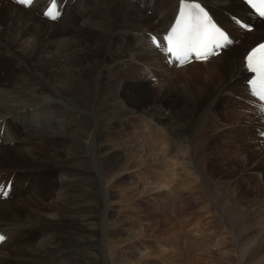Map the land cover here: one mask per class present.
I'll use <instances>...</instances> for the list:
<instances>
[{
  "label": "bare ground",
  "instance_id": "6f19581e",
  "mask_svg": "<svg viewBox=\"0 0 264 264\" xmlns=\"http://www.w3.org/2000/svg\"><path fill=\"white\" fill-rule=\"evenodd\" d=\"M199 1L209 9L211 15L217 20L218 18L223 19V14L227 13L231 17H238L246 24L245 27L248 26L250 30L254 29L253 31L256 32L258 30L257 27H259L261 30L260 33L251 39H247L244 43L245 47L249 43L255 42L254 45L244 51L241 61H236L235 56L230 53L228 57L233 56L230 59L231 61L228 60L230 63L225 64V62H221L216 64L214 62L209 66H205L217 59L216 57H220V54L217 53V56H210L207 60L191 59L188 63L179 65L175 60L167 61L168 53L166 54L163 48L154 47L149 43L151 36L158 38V42H163L162 37L167 34L168 27L176 17L175 14L181 6V0H56V9L60 12L59 21L52 20L45 15V12L52 5L53 0H34L28 6L19 4L17 0H0V56L3 55V57L9 58L13 62H10V65L13 68L19 69V76L14 79L16 83L13 87L5 86L0 80V130H2L1 135H3V138L0 137V189L8 192L5 196L0 191V213L4 215L13 214L14 211L12 208L14 206H21V204L29 208L34 207L32 204L35 201L34 199L37 198L29 197L33 192L28 196L26 195L31 189L35 190L41 178L40 174L44 177L42 169L55 166L63 172L59 176V179L63 180L62 183L57 187L51 188L53 189V196L51 197L53 199L49 201L52 205L47 207L45 212H39L38 216L36 213H32L33 215L26 214L23 217L11 215L10 218H0V236L5 238L0 242V248L6 242L17 243L19 239L18 235L22 231L24 235V230L40 227L39 219H43L42 217L48 221L47 226L50 225L55 232L57 231L55 226L59 224L60 220L69 222V219H75L78 213L74 209L66 211V201L60 200L64 198L61 197L65 192L63 186H71L73 183H76L78 187H81L86 183L80 185V180L88 182L89 179L94 180V178H97V186L100 187L99 183L103 179L101 177L105 169L103 167L104 163H110L114 169L121 160L127 161L129 156H131L129 155L132 152L130 147L123 154H119L117 153L119 152L117 147L112 146L111 135L113 133L119 134L117 133L119 130L115 129L114 122L117 119L118 122L134 114L132 112L134 110L127 108L126 105L130 107L133 104L131 107H135L142 101L145 104H150L153 93L152 89H150L149 79L142 76L137 78V82L126 81L122 85L119 83L120 85L118 86L112 83L110 77L104 76L105 81H101L100 83L101 68L103 67L101 60L103 61V56L104 59L106 58L108 51L113 50L115 53V56L106 67L108 72L109 69L114 71V67L120 62L124 64V70H128L139 61L143 63L142 67L144 69H141L142 73L149 67H153V70H155L154 75L156 76L160 70L168 71L169 69H175L170 66L182 67L181 69H175L176 71L174 72L177 74H180L184 69H189V71L193 69L191 74L194 80L200 82L199 89L192 91L186 87L187 84L185 83L180 89L184 93V98L193 105L196 104L200 96L206 94L205 97H207L208 104H206V108L203 111L201 110L205 118H211L213 113L217 111L218 104H220L219 107H221L222 113L227 117L226 121L229 122L232 119L234 122H241L243 127L252 125L246 122H251L252 120L259 121L261 125L260 130L264 132V110L262 106L257 104L252 92L247 88V79L250 77V73L245 66L244 60L246 53L264 40L259 39L261 35L264 36V18L257 17L253 14L244 0ZM41 9L42 14L39 15L38 11ZM251 14L254 16H251ZM253 17L257 23L255 28L251 26L254 25L251 21ZM62 18H70L69 21L62 23L61 26L65 32H72L71 38L73 42H66L61 34V37L59 36L58 39H51L43 45L38 44L37 35L42 34V32L38 31L43 24H48L47 20L59 23ZM66 19L64 20L66 21ZM223 21L226 22L225 20ZM224 24L227 28H230L231 31H227H229L230 39H233V41L242 35L243 41L246 36L250 35L249 33H242V28L234 22ZM70 25H72L71 28L69 27ZM92 35L95 38L91 37ZM125 40L130 45V51L127 47H124ZM234 48L236 49V47ZM23 57L29 59V66L26 64V60H23ZM200 63L206 64L201 65ZM39 66H42V68L48 66V68L45 71H41L38 68ZM199 66L202 69H199ZM219 66L225 70L224 73L218 69ZM5 73L10 75V72ZM207 79L211 83L214 80V86L209 90L210 92L206 91L202 93V88L208 84L205 83ZM19 80L20 82L18 83L17 81ZM94 80L96 81V85L98 84L100 86L102 84V89H105L101 95H97L94 92V88L97 87L93 84ZM243 81L244 85L242 84ZM33 84L36 85L34 88L32 87L34 90H30V92L22 91ZM36 88L39 89V92ZM164 93L165 95L163 97H166L167 93ZM149 106L142 107L140 110L144 111ZM185 106L186 103L183 104V109ZM50 110L56 117L60 116L61 120L53 121L54 118L52 120L48 118L46 122L44 121L45 123H39L41 119H38V116L40 118V116H43ZM183 111H178V115L182 118L186 113V111ZM149 112L150 114L148 116L152 120L161 123L163 130L168 132H166L167 134L172 133V136L176 137L182 133L183 127L178 126L180 122L177 125L178 127H176V124L172 123L169 117L170 114L167 112L156 109L148 111L147 113ZM144 113L146 112L144 111ZM34 117L37 119L35 120ZM33 119L34 122L32 121ZM35 122L39 124H35ZM217 125L215 124V126ZM107 129L109 131L111 130L112 133L110 132L108 136H105L107 133H104L103 138L102 134ZM221 132L224 133V131ZM9 137L10 139H8ZM156 137L154 139L151 138L156 143L153 141L150 149L158 151L157 149H160L159 147L164 142L158 136ZM222 138L224 139V137ZM162 153L163 157L165 156L164 154H167L165 152ZM186 153L188 154V152ZM9 155L17 156L18 161L20 159L21 162L19 161L17 166L5 165L3 161ZM29 164L30 166H28ZM51 164L52 166H50ZM78 167L82 171H77ZM110 171L112 172L111 168ZM75 178L78 180L77 182L74 180ZM55 183V181L48 182L49 185H54ZM81 190H72L76 194V198L71 202L75 205L78 204L79 197L83 196L84 198L86 196L82 195ZM85 194H88V192H85ZM20 196H22V199L13 201L14 199L17 200ZM56 196H59L58 200L55 199ZM25 197L28 198L23 199ZM49 210H55L54 215L56 216V213H61V216L53 217L49 214ZM106 213L105 207L103 209V206L99 212L92 213L93 222H100L97 228L98 239L94 243H79L75 235L67 237L64 234L63 236H54L42 233L40 236L34 237L32 242L29 240L27 242L25 241L26 244L23 247L28 249L30 254H36V257L48 258L50 255H63L67 259L64 264H79V259L83 262L86 258H84L85 255L91 256L90 254L95 253L96 250L103 252L102 248L104 247L106 233H104V228L101 225L105 220ZM67 214L70 215L69 218ZM232 214L233 225L237 229H240L242 222L240 223L239 216L235 211H232ZM87 216L88 214H86ZM92 233H95V231ZM132 233L135 234L136 232L134 231ZM118 234L117 232H112L111 236L117 240ZM46 236L49 240H47ZM107 236V238L110 237L109 234ZM63 237H66V239H63ZM61 239L64 241H61ZM21 245H14L15 248H13L14 252L12 255L14 254L15 256L19 252H22ZM79 251H81V254ZM4 254L10 255L7 252ZM80 255L81 257H79ZM112 256L113 258L115 257L113 254ZM119 259L121 260V258ZM95 260L97 261V259ZM0 261L3 260L0 259ZM61 261L63 262L64 260ZM110 263L112 262L110 261Z\"/></svg>",
  "mask_w": 264,
  "mask_h": 264
},
{
  "label": "rangeland",
  "instance_id": "374dc122",
  "mask_svg": "<svg viewBox=\"0 0 264 264\" xmlns=\"http://www.w3.org/2000/svg\"><path fill=\"white\" fill-rule=\"evenodd\" d=\"M38 14H42V9L38 11ZM251 16L254 15L251 14ZM58 19L56 20L59 21ZM64 19L66 18H62L59 23L47 20V23H50V25L43 24L38 31L42 32V34L37 35L38 44L43 45L51 39H58L59 36L61 37V34L66 42H73L71 38L72 32H65L61 26L62 23L69 21L70 18H67L66 21ZM218 20L226 30L231 31L224 24L233 22L231 16L224 13L223 19L218 18ZM251 21L254 24L251 26L255 28L257 24L255 18L253 17ZM69 27L71 28L72 25ZM44 28L45 30H43ZM257 29L256 32L253 31L254 29H242V33L245 32L250 35L246 36L243 41V35H240L241 37L238 39L235 38V41L229 43L222 50L223 52L218 53L220 57H216L217 59L212 63H208V65H205L206 63L200 64L205 66H209L214 62L216 64L221 62L228 64L233 56H235L236 61H241L244 51L254 45L255 42L249 43L245 47L244 43L247 39H251L260 33L259 27ZM91 37H94V35ZM259 39L263 40L264 36L261 35ZM124 47H127L129 51L131 50L127 40L124 41ZM232 47H236V49L232 50ZM230 53L233 54L232 57H228ZM114 56L113 50L106 53L105 59L103 56V61L101 60L103 67L101 68L100 83L101 81H105L104 76L110 77L112 83L117 84V86L122 85L126 81L137 82V78L142 76L149 79L150 89H152L153 93L150 104H145L143 101L135 107H131L133 104L130 107L125 104L127 108L134 110L132 111L134 114L118 122L117 119L114 122L115 129L119 130L117 132L119 134L113 133L111 135V144L117 147L119 152H116L119 154H123L130 147L132 152L129 155L131 156L128 155L127 161L121 160L114 169L110 163L107 164V160V163H104L103 166L105 169L101 177L103 179L99 183L100 187L97 186V178H94V180L89 179L88 182L80 180V185L86 183L81 186L82 188L78 187L76 183H73L71 186L64 185L65 192L61 196L64 198L60 200L66 201V211L74 209L78 213L75 219H69V222L60 220L59 224L55 226V229L59 232H55L50 225L47 226L48 221L44 220V217H42L43 219H39L40 227L26 229L24 230V235L23 231L22 233L18 231L19 239L15 244H22V252L14 256L12 253L14 252L13 248H15V244L10 242L4 243L2 248H0V253L3 254L0 257L3 260L0 261V264L66 263L67 259L63 255H50L48 258L36 257V254H30V251L24 248L23 245L28 240L32 242L34 237L40 236L42 233L54 236H63L64 234L67 237L75 235L79 243H94L98 239L97 228L100 222H93L92 213L99 212L102 206L103 209L105 207V213L107 212L105 220L101 225L104 228V233H106L104 247L102 248L103 252L96 250L95 253L90 254L91 256L85 255L84 258H86L83 262L78 258L80 260L79 264H87V262L88 264H264V132L260 130V122L255 120H252L253 122H246L252 124L247 127H243L241 122H234L232 119L228 122L226 121L227 117L224 116L221 107H219L220 104H218L219 110L217 109L211 118H205L202 115V111L206 108V104H208L207 97H205L206 94L199 97V100L196 102L197 105H193L184 98V93L180 89L184 83L192 91L199 89L200 82L194 80L191 74L193 69H190V71L189 69H184L180 74H177L174 72L176 71L175 69H181L182 67L170 66L175 69H169L168 71L160 70L156 76L154 75L155 70H153V67H149L142 73L143 63L139 61L128 70H124V64L120 62L114 67V71L109 69L108 72L106 67ZM215 56L217 55L215 54ZM25 58L23 57V60H26L25 62L29 66L30 61L28 58ZM10 62L12 61L9 58L3 57V55L0 56V72L2 73L0 80L5 86L13 87L16 83L14 79L19 76V69L13 68ZM38 68L41 71H45L48 66L45 68L39 66ZM199 69H202L201 66H199ZM218 69L222 73L225 71L221 66ZM5 72H10V75H7ZM17 82L19 83L20 80ZM205 83L208 84L202 88V93L206 91L210 92L209 90L214 86V80L211 83L207 79ZM93 84L94 86L96 85L95 80ZM242 84L244 85V81ZM17 86L19 85L17 84ZM30 86L22 91L30 92V90H34L33 88L36 85ZM96 86L94 92L97 95H101L105 89H102V84L100 86L97 84ZM37 91L39 92V89ZM164 92L167 93L166 97H163L165 95ZM184 103H186V106L183 109ZM147 105L150 106L144 110L146 113L140 110V108ZM202 105L204 106L202 107ZM154 109L158 111L163 110L170 114L169 117L172 123L176 124V127L182 126V133L185 135L181 133L179 134L180 136L174 137L172 133L167 134L168 132L163 130L161 123L152 120L148 116L150 112H147ZM179 110L186 111L183 118L178 115ZM51 112V110L47 111L40 118L38 116V119H41L39 123H45L48 118H51V120L54 118L53 121L61 120L60 116L56 117ZM172 113L174 116L171 115ZM178 116L179 118L177 119ZM34 119L36 120L37 118L34 117ZM34 119L32 120L33 122ZM39 123L35 122V124ZM215 124L218 125L215 126ZM193 125L199 126L196 128ZM1 131L0 137L3 138ZM221 131H224V133ZM110 132L111 130L107 129L106 132H103L102 137L104 138V133H107L105 136L110 135ZM154 133L156 134L155 136ZM156 136L165 143H162V146L159 147L160 149H157L158 151L150 149L154 141L152 139ZM159 150L167 154H164L165 156L163 157V153ZM19 161L21 162L20 159ZM19 161L17 156L9 155L3 162L7 166H17ZM107 169L109 170L107 171ZM42 170L44 177L38 172L41 178L37 187L35 190L31 189L26 195L28 196L33 192L29 197L37 198L34 199L35 201L32 204L34 207L29 208L22 204L17 207L14 206L12 208L13 214L5 213L7 215H4L0 213V218H10L11 215L23 217L26 214L33 215L32 213H36L38 216L39 212H45L46 208L52 205L49 201L53 199L51 198L53 196V189L51 188L57 187L62 183L63 180L59 179V176L63 172L55 166ZM77 171H82V169L78 167ZM74 180L78 181L76 178ZM53 181L56 182L54 185L48 184V182ZM73 189H82V195H86L84 198L81 196L82 200L79 197L77 205L71 202L76 198V194L72 192ZM85 192H88V194H85ZM21 197L17 200L14 198V200H11L19 201L22 199ZM55 199L58 200L59 196H56ZM100 201L101 203H99ZM54 211L49 210V214L53 217L61 216V213H56L55 216ZM232 211L236 212L240 223L242 222L240 229H237L233 225ZM86 214H88L87 217ZM67 216L69 218L70 215L67 214ZM94 231L95 233H92ZM134 231L136 232L135 234L132 233ZM107 232L110 235L109 238H107ZM112 232L119 233L117 240L111 236ZM130 233L132 236L129 235ZM86 238L89 240L87 241ZM63 239H66V237H63ZM63 239L61 241H64ZM47 240H49L48 237ZM6 252L10 255L4 254ZM107 252L109 253L107 254ZM79 253L81 254V251ZM112 254L115 255V260ZM61 260L64 261L62 262Z\"/></svg>",
  "mask_w": 264,
  "mask_h": 264
},
{
  "label": "snow or ice",
  "instance_id": "6c2138e0",
  "mask_svg": "<svg viewBox=\"0 0 264 264\" xmlns=\"http://www.w3.org/2000/svg\"><path fill=\"white\" fill-rule=\"evenodd\" d=\"M23 6L33 3V0H17ZM253 6L260 5L257 11L264 17V0H248ZM45 15L56 20L60 12L56 9V0H53ZM153 44L163 48L166 53L172 54L175 60L183 65L190 58L207 60L215 55V49L231 43L228 36L222 32L211 20L208 13L192 0H182L179 15L169 33L164 37V42H158L156 37L151 38ZM246 67L256 74V78L250 81L253 95L264 101V44L258 45L246 57ZM3 195L6 190L0 189ZM5 238L0 236V242Z\"/></svg>",
  "mask_w": 264,
  "mask_h": 264
}]
</instances>
